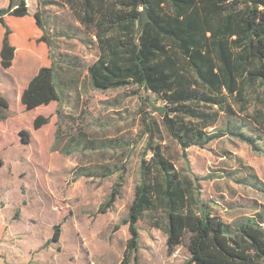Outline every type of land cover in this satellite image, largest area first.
<instances>
[{"label":"trees","instance_id":"1","mask_svg":"<svg viewBox=\"0 0 264 264\" xmlns=\"http://www.w3.org/2000/svg\"><path fill=\"white\" fill-rule=\"evenodd\" d=\"M74 19L91 31L97 57L86 66L89 84L95 90L135 87L134 93L152 95L141 100L140 113L147 134L146 151L151 159L142 158L140 183L129 208L128 222L132 237L125 251L126 262L138 250L137 221L146 212L163 209L168 252L185 244V264H264V211L242 216L225 223L199 197L188 178L181 176L165 154L164 135L182 150L206 148L211 142L231 134L252 145V136L229 119L222 130H213L221 114L246 113L253 100L264 108V0H62ZM142 9V10H140ZM143 10L148 20L139 32L138 18ZM26 0H8L0 8L3 27L0 66L11 67L15 48L10 42L11 28L5 17L29 16ZM37 9L35 19L47 47L51 64L41 67L29 81L21 96L26 110L50 102L60 103L63 89L56 69L65 55H54L53 42ZM70 60V59H69ZM71 63V62H70ZM158 104V105H157ZM9 108L0 94V112ZM148 108L160 119L152 120ZM253 118L260 125L262 111ZM4 119V116H0ZM49 121L34 119L35 129ZM59 127L55 143L60 142ZM22 142L28 141L21 134ZM84 134L71 137L60 150L70 155L84 150L102 149L101 142L87 141ZM111 143V142H110ZM57 145L52 150L57 151ZM122 168V167H121ZM77 171V170H75ZM115 171L123 169L115 168ZM77 176L107 178L114 171L107 166L80 167ZM76 176V177H77ZM75 177V178H76ZM117 185V184H116ZM115 189L101 213L110 206ZM53 241L59 232L54 227Z\"/></svg>","mask_w":264,"mask_h":264},{"label":"rangeland","instance_id":"2","mask_svg":"<svg viewBox=\"0 0 264 264\" xmlns=\"http://www.w3.org/2000/svg\"><path fill=\"white\" fill-rule=\"evenodd\" d=\"M26 3L32 13L40 10L54 55L66 56L63 62L56 57L63 95L50 114L38 115L49 118L35 129L43 136L34 141L30 132L19 130L18 135L28 136L26 147L17 137L0 139V264H185V244L168 252L163 209L148 211L137 221L138 250L124 262L132 237L128 217L140 183V163L142 158L151 159L145 149L141 100L149 98L153 103V96L136 95L135 87L93 89L86 70L97 57L91 31L74 19L62 0ZM6 5L7 0H0V8ZM11 32L14 39L20 36L16 27ZM34 40L37 48L42 47ZM43 56L49 60L47 48ZM251 99L246 113L221 114L212 129H224L230 118L252 136V145L228 134L204 149L185 151L164 135L165 154L175 170L194 183L203 203L225 223L264 211V119L257 125L250 117L256 111L264 113V108L253 100V94ZM148 111L159 124V116ZM57 126L60 142L54 144ZM79 133L105 147L62 153ZM54 145L57 151L52 150ZM99 165H108L114 173L107 178L76 175L80 167ZM116 167L123 171H115ZM114 189L110 206L101 213ZM56 226L61 231L53 241Z\"/></svg>","mask_w":264,"mask_h":264},{"label":"crops","instance_id":"3","mask_svg":"<svg viewBox=\"0 0 264 264\" xmlns=\"http://www.w3.org/2000/svg\"><path fill=\"white\" fill-rule=\"evenodd\" d=\"M7 5L4 7L6 8ZM29 11V16L22 19L8 16L5 17V22L10 28L16 27L20 30V36L16 39H14L12 35L10 36V42L15 48V59L11 67L3 69L0 66V94H2L9 103L8 110L4 114L0 112V116H4V119H0V139L8 140L10 136L13 138L17 137L21 142L20 145L22 147H26L29 142L27 141L26 143H23L21 140L22 136L18 135V131L25 129L30 132L31 140L34 141L38 138V135L43 136L44 133L42 134L39 133V130H35L34 119L38 115H44L46 113L50 114L53 104L56 103L50 102L47 105H42L32 110H26L21 103V96L28 86L29 81L35 74H37L41 67L51 64L50 59L48 60L43 56V50L47 46L44 43H41L42 47L37 48L34 45V42H31L35 41V38L38 40L41 36V32L35 24V19H31L30 17L33 13L30 9ZM8 18L13 20L12 24L7 22ZM1 30L2 29H0V32H3ZM1 46L2 37L0 39V47ZM18 56V63L15 64ZM14 106L16 107V113L13 112L15 109ZM50 124L51 123L49 122L46 126ZM50 131H52V129H50Z\"/></svg>","mask_w":264,"mask_h":264},{"label":"water","instance_id":"4","mask_svg":"<svg viewBox=\"0 0 264 264\" xmlns=\"http://www.w3.org/2000/svg\"><path fill=\"white\" fill-rule=\"evenodd\" d=\"M147 17H148V15H147V11H146V10H143L142 13H141V16H139V18H138L139 32H141L142 29L144 28L145 23H146L147 20H148Z\"/></svg>","mask_w":264,"mask_h":264}]
</instances>
